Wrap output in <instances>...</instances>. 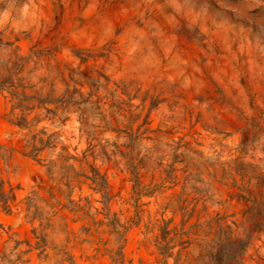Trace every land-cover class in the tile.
<instances>
[{"label": "rangeland", "instance_id": "obj_1", "mask_svg": "<svg viewBox=\"0 0 264 264\" xmlns=\"http://www.w3.org/2000/svg\"><path fill=\"white\" fill-rule=\"evenodd\" d=\"M0 86V264H264V0H0Z\"/></svg>", "mask_w": 264, "mask_h": 264}, {"label": "trees", "instance_id": "obj_2", "mask_svg": "<svg viewBox=\"0 0 264 264\" xmlns=\"http://www.w3.org/2000/svg\"><path fill=\"white\" fill-rule=\"evenodd\" d=\"M0 88H2V87L0 86ZM0 147H1V145H0ZM39 149H41V148L36 147V150H39ZM30 154H32V155L34 154V156H36L37 153H30ZM92 179L100 187H103L104 182H105V177L103 175H101V173L97 169L94 170V175L92 176ZM16 188H17L16 186H11L10 188H8L6 186V181L4 179H0V205H2L4 207V209H6L8 211L12 210V205L17 200ZM41 241L42 242L38 243V247L43 246L42 243L46 242V238L43 237ZM45 250L46 249H43V251L40 254H42ZM124 256L125 255H124L123 251L120 249L115 255H113L115 264H126V260H125ZM45 257H48V255H46ZM17 260H21V257L19 256L17 258ZM66 260H69L70 264H76L75 261L73 260V258L70 255H68V253H65V256L62 258V262L66 261Z\"/></svg>", "mask_w": 264, "mask_h": 264}]
</instances>
